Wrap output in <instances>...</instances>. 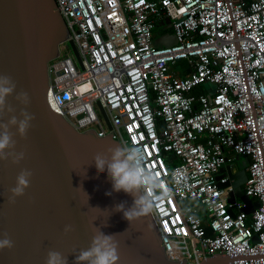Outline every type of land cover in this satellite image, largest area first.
Masks as SVG:
<instances>
[{"label": "built area", "instance_id": "1", "mask_svg": "<svg viewBox=\"0 0 264 264\" xmlns=\"http://www.w3.org/2000/svg\"><path fill=\"white\" fill-rule=\"evenodd\" d=\"M54 1L84 70L62 44L50 108L101 138L99 101L119 143L142 150L155 195L170 193L151 213L171 258L264 264V0ZM241 157L250 209L231 176Z\"/></svg>", "mask_w": 264, "mask_h": 264}, {"label": "water", "instance_id": "2", "mask_svg": "<svg viewBox=\"0 0 264 264\" xmlns=\"http://www.w3.org/2000/svg\"><path fill=\"white\" fill-rule=\"evenodd\" d=\"M165 24L169 29V19ZM68 40L84 70L54 0H0V75H10L17 85L6 101L15 111L0 114V124L13 115L22 118V110L35 116L25 138L11 129L14 150L23 151L24 159L19 164L0 160V240L7 233L14 241L11 251H0V264H46L49 250L63 253L67 264H75L76 255L90 246L94 226L106 235H117L118 264H190L167 254L152 213L129 225L122 212L113 210L121 202L131 207L133 197L122 191L107 196L112 182L107 171L97 173L93 162L97 153L119 143L100 102L111 133L101 138L93 130L77 132L48 105V64L59 57L60 46ZM155 44L169 46L175 41L170 37ZM22 90L30 100L26 109L15 99ZM23 169L33 173L30 186L10 205L9 189L16 186ZM246 178L236 187L238 197ZM67 225L74 231L65 235ZM231 261L216 255L201 264Z\"/></svg>", "mask_w": 264, "mask_h": 264}, {"label": "clouds", "instance_id": "3", "mask_svg": "<svg viewBox=\"0 0 264 264\" xmlns=\"http://www.w3.org/2000/svg\"><path fill=\"white\" fill-rule=\"evenodd\" d=\"M16 83L10 75H0V114L7 111L12 113L15 109L7 104V98L12 96L16 90ZM15 99L26 107L30 103L27 92L20 91ZM20 119L13 115L7 123L0 124V160H9L13 164H19L24 159L23 151L17 153L14 149L16 141L12 128L17 129L21 138H25L31 122L35 119L33 114L26 110L20 112ZM144 154L138 147L129 146L127 143H117L114 147H109L105 153H97L93 157L97 173L107 171L108 177L112 182V191L106 192L111 196L112 192H124L133 197L131 207H125V202H121L114 207L115 212H122L124 219L131 225L141 217L148 216L155 207V201L170 195L163 193L160 197L155 195L161 182L157 181L155 175L145 169ZM33 173L31 170L23 169L16 178V186L9 189L11 195L8 203L15 204L16 198L22 197L30 186ZM93 237L90 246L81 250L76 255L75 264H118V242L117 235H106L99 228L93 227ZM74 231L71 225L65 226L64 234ZM120 235V234H118ZM14 248V241L4 234L0 240V251ZM46 264H67V257L56 250H49L46 257Z\"/></svg>", "mask_w": 264, "mask_h": 264}, {"label": "rangeland", "instance_id": "4", "mask_svg": "<svg viewBox=\"0 0 264 264\" xmlns=\"http://www.w3.org/2000/svg\"><path fill=\"white\" fill-rule=\"evenodd\" d=\"M179 66H183V64L180 63ZM247 163H248V159L246 157H241L240 161L238 162V165L232 171L233 173L231 176L235 182V188L237 187L238 183L243 182L245 177L247 176L244 170ZM230 198L232 199V195L230 196ZM236 198L239 199L240 201L242 200V202L247 205L248 209L251 208L252 205L250 201L247 198H245L243 195L241 197L236 196Z\"/></svg>", "mask_w": 264, "mask_h": 264}, {"label": "crops", "instance_id": "5", "mask_svg": "<svg viewBox=\"0 0 264 264\" xmlns=\"http://www.w3.org/2000/svg\"><path fill=\"white\" fill-rule=\"evenodd\" d=\"M240 160V159H239ZM235 169V168H234ZM233 171V170H232ZM233 173V172H232ZM242 187H243V185H241V190H242ZM236 196H238V193L236 192ZM242 201V200H241Z\"/></svg>", "mask_w": 264, "mask_h": 264}, {"label": "bare ground", "instance_id": "6", "mask_svg": "<svg viewBox=\"0 0 264 264\" xmlns=\"http://www.w3.org/2000/svg\"><path fill=\"white\" fill-rule=\"evenodd\" d=\"M60 49L63 50V49H64V45H61V46H60Z\"/></svg>", "mask_w": 264, "mask_h": 264}, {"label": "trees", "instance_id": "7", "mask_svg": "<svg viewBox=\"0 0 264 264\" xmlns=\"http://www.w3.org/2000/svg\"><path fill=\"white\" fill-rule=\"evenodd\" d=\"M198 92L200 91V90H197Z\"/></svg>", "mask_w": 264, "mask_h": 264}]
</instances>
